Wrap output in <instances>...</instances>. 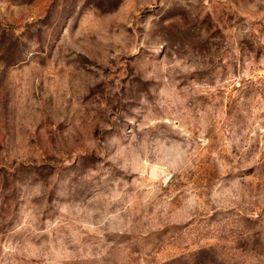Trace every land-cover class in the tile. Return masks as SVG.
<instances>
[{
	"label": "rangeland",
	"instance_id": "1",
	"mask_svg": "<svg viewBox=\"0 0 264 264\" xmlns=\"http://www.w3.org/2000/svg\"><path fill=\"white\" fill-rule=\"evenodd\" d=\"M0 264H264V0H0Z\"/></svg>",
	"mask_w": 264,
	"mask_h": 264
}]
</instances>
